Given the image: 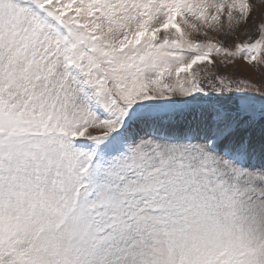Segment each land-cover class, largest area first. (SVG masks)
<instances>
[{
  "label": "snow or ice",
  "instance_id": "6c2138e0",
  "mask_svg": "<svg viewBox=\"0 0 264 264\" xmlns=\"http://www.w3.org/2000/svg\"><path fill=\"white\" fill-rule=\"evenodd\" d=\"M238 64L264 0H0V264H264Z\"/></svg>",
  "mask_w": 264,
  "mask_h": 264
},
{
  "label": "rangeland",
  "instance_id": "374dc122",
  "mask_svg": "<svg viewBox=\"0 0 264 264\" xmlns=\"http://www.w3.org/2000/svg\"><path fill=\"white\" fill-rule=\"evenodd\" d=\"M211 35L214 39L217 37L216 33H212ZM232 71L239 72V76L237 78L247 77L251 82H254L256 86L264 87V66L257 70L244 64H238L236 69H230L228 74H231Z\"/></svg>",
  "mask_w": 264,
  "mask_h": 264
}]
</instances>
